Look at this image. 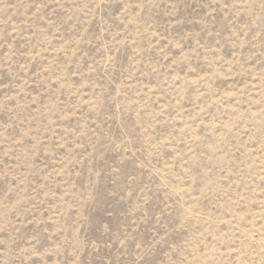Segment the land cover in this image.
I'll return each mask as SVG.
<instances>
[{"label": "rangeland", "instance_id": "rangeland-1", "mask_svg": "<svg viewBox=\"0 0 264 264\" xmlns=\"http://www.w3.org/2000/svg\"><path fill=\"white\" fill-rule=\"evenodd\" d=\"M0 264H264V0H0Z\"/></svg>", "mask_w": 264, "mask_h": 264}]
</instances>
